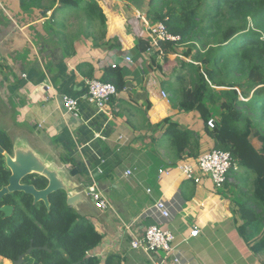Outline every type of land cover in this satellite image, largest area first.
<instances>
[{"label":"crops","instance_id":"crops-1","mask_svg":"<svg viewBox=\"0 0 264 264\" xmlns=\"http://www.w3.org/2000/svg\"><path fill=\"white\" fill-rule=\"evenodd\" d=\"M24 1L0 0V105L9 109L4 117L16 127L11 135L29 146L41 143L46 153L40 154L57 167L81 168L75 181L85 189L96 183L109 201L106 210L96 209L91 199L75 208L103 236L91 255L103 263L117 257L121 264H175V256L181 264H263L264 253L256 254L237 230L243 224L238 207L252 191V176L246 181L245 170L230 174L220 190L208 178L199 185L178 178L176 170L159 182L162 169L182 162L173 166L167 137L155 135L151 125L180 117L182 125L202 136V152L213 142L201 115L172 106L168 84L175 77L159 69L163 59L153 56L156 51L137 49L140 39L150 41L137 8L129 0H97L107 32L105 41L95 42L98 21L92 27L86 20L76 26L73 21L83 11L52 0ZM111 66L120 67L129 84L101 111L87 97L86 80L101 78ZM65 95L79 101V117L67 114ZM160 199L170 210L169 220L152 211ZM153 225L175 234L172 258L163 261V252L151 258L132 248ZM194 228L200 231L196 237L191 236Z\"/></svg>","mask_w":264,"mask_h":264},{"label":"trees","instance_id":"trees-1","mask_svg":"<svg viewBox=\"0 0 264 264\" xmlns=\"http://www.w3.org/2000/svg\"><path fill=\"white\" fill-rule=\"evenodd\" d=\"M145 1L149 22L164 23L172 35L181 37L177 44L162 42L163 54L159 50L153 55L163 59L159 69L164 74L170 56H176L178 71L187 70L186 74L177 73L176 83L168 84L172 106L182 113L200 112L203 129L213 142L207 151L231 153L238 167L246 171L245 180L252 176V191L237 210L243 221L237 230L256 254L264 253V0ZM52 2L83 11L89 26L98 21L99 37L95 33L92 36L95 42L105 41L107 20L97 0ZM150 45L142 38L137 49L147 52ZM180 46L188 48L180 51ZM178 54L193 57L198 65L182 61ZM98 80L114 84L118 92L129 84L118 66L106 67ZM213 109L219 116L211 129L208 122ZM151 128L155 135L162 133L169 139V149L176 159L173 166L197 161L205 152L200 133L172 118ZM0 146L12 151V140L2 128ZM64 161L75 165L71 159ZM9 176L0 155V190L8 184ZM24 183L37 189L48 185L39 176H29ZM18 195L14 216L0 221V259L16 261L25 256V262L44 264H121L117 257L103 263L91 255L103 236L90 220L67 205L63 191L50 196V211L43 203L34 204L31 196ZM31 247L34 249L27 255Z\"/></svg>","mask_w":264,"mask_h":264},{"label":"built area","instance_id":"built-area-1","mask_svg":"<svg viewBox=\"0 0 264 264\" xmlns=\"http://www.w3.org/2000/svg\"><path fill=\"white\" fill-rule=\"evenodd\" d=\"M139 18L144 22L145 34L150 39V47L147 52L159 51L161 52L162 42L178 43L181 40L180 36L172 35L164 23L152 24L147 18L139 14ZM161 54H163L161 52ZM131 62V59H127ZM86 92L88 99L96 105L99 110H104L111 103L112 99L118 95L117 87L112 83H104L98 79L86 80ZM164 98H168L169 95L165 92H161ZM57 98L56 94L53 95ZM62 104L67 114H73L75 117H79V101L75 98L67 95L63 96ZM215 119H211L208 122V126L211 129L215 128ZM238 165L233 159L231 153L218 149H212L206 153H203L197 161H187L180 163L175 168L162 169L159 174V182L165 176H169L173 171L178 172V178L184 180L193 181L196 184H201L204 178H208L216 189L220 190L224 188L230 172L238 170ZM101 173L102 171L99 170ZM132 171H128L126 176H130ZM86 192L90 199L93 201L95 207L99 210H106L110 207L109 201L105 198L104 194L99 189L96 183L86 186ZM156 216L160 219L169 220L171 218L170 210L165 200H158L152 210ZM199 229L194 228L191 233L192 237L199 235ZM176 236L168 229L162 228L159 225H153L147 228L145 235L142 239H135L132 243V248L141 250L149 257L153 258L154 253L163 252L165 257L163 261L172 258L175 251ZM154 260V259H153ZM173 262L175 264H181L178 257L175 256Z\"/></svg>","mask_w":264,"mask_h":264},{"label":"water","instance_id":"water-1","mask_svg":"<svg viewBox=\"0 0 264 264\" xmlns=\"http://www.w3.org/2000/svg\"><path fill=\"white\" fill-rule=\"evenodd\" d=\"M1 122L0 115V129H3ZM11 140L12 155L0 146V154L5 158L6 167L11 173L7 186L0 190V201L5 196L22 193L31 196L34 204L43 203L48 211L51 210L50 196L59 191L66 194L67 205L74 209L78 204L90 201L84 185L75 181L79 174L83 173L81 168L57 167L46 157L36 152L25 140L17 137ZM29 176L43 177L48 182L47 187L37 189L33 184L24 183ZM0 212L5 215V218H10L13 216L14 207H2ZM32 251L33 247L29 249L27 255H30ZM24 258L25 256H21L15 264H22Z\"/></svg>","mask_w":264,"mask_h":264},{"label":"rangeland","instance_id":"rangeland-1","mask_svg":"<svg viewBox=\"0 0 264 264\" xmlns=\"http://www.w3.org/2000/svg\"><path fill=\"white\" fill-rule=\"evenodd\" d=\"M99 1V0H98ZM131 2V5L133 6V7H136L137 8V11H138V14H137V17H138V19L139 20H141L140 18H139V14L140 15H142V16H144L145 18H147V11H148V6L146 5V1L145 0H139L138 2H135V1H130ZM85 13H81V15H76L75 14V17H74V23H75V26H76V23L77 22H79V23H81V21H84V20H86V18H85V15H84ZM141 22H142V24H143V27H144V30H147L146 29V27H145V24H144V22L141 20ZM142 26V25H141ZM88 27H92V26H88ZM96 29L97 30H99V28H100V24H97L96 26ZM72 28V27H71ZM86 29V28H85ZM76 29H74V31H75ZM77 31V30H76ZM187 48H188V46H180L179 47V49H180V51H186L187 50ZM181 53V52H180ZM194 53H196V50H194ZM179 56V59H181L182 61H186L187 63H193V64H195V65H198V63L197 62H195V60L193 59V57H185L183 54H178ZM175 57L176 56H170L169 57V59H170V62H168V63H165L164 64V69H165V72L166 73H170L171 75H172V78L173 77H175V78H173L172 79V82L173 83H176L175 81H177V73H180V74H186L187 73V70L185 69V70H183V71H178L177 70V66L179 65L178 63H176V61H175ZM176 68V70L174 71V70H172L173 68ZM223 89V88H222ZM213 117H212V119H218V116H219V111H216V110H214L213 109ZM0 114L2 115V127H3V129L8 133V135L10 134V137L12 138H15V136H16V134L15 135H11V134H14V133H16L17 131H16V127L13 125V123H12V121L10 120V116H7V117H4L6 114H10V111H9V109L7 108V107H5V106H1L0 105ZM199 115H201L200 114V112H195V114H194V116H199ZM177 121L178 122H180V123H182L183 121L182 120H180V117H178L177 118ZM203 124V123H202ZM13 127L15 128V131L13 130ZM17 134H19V135H23V136H25V134L24 133H17ZM19 135H17V136H19ZM27 139H28V137H27ZM29 140V139H28ZM168 141H169V139L168 138H164V142H165V144H166V146H168ZM29 142H30V140H29ZM256 142V141H255ZM209 144V143H208ZM257 144V143H256ZM31 146L37 151V152H41V153H43V154H45L46 152H44L45 150H43V146H42V144L41 143H31ZM211 148V145L210 146H208L207 148H205L204 147V153H206V152H208L207 150H209ZM233 173V171L232 172H230V174H232ZM229 181V180H228ZM0 261H1V264H9L8 262H6V259H0Z\"/></svg>","mask_w":264,"mask_h":264},{"label":"flooded vegetation","instance_id":"flooded-vegetation-1","mask_svg":"<svg viewBox=\"0 0 264 264\" xmlns=\"http://www.w3.org/2000/svg\"><path fill=\"white\" fill-rule=\"evenodd\" d=\"M7 151V150H6ZM8 153H10L11 155H12V151H7ZM1 155V154H0ZM3 159H4V166H5V169H7L8 170V168L6 167V163H5V158L3 157ZM9 171V170H8ZM9 173H10V171H9ZM11 174V173H10ZM10 177V176H9ZM9 181V180H8ZM7 186V185H6ZM19 193H16V194H11V195H9V196H5V197H3L2 198V200L0 201V209L2 208V207H5V206H13L14 207V213H15V208H16V204L15 205H13L14 204V201H15V197H17V196H20V195H18ZM14 213H13V216H14ZM13 216H11L10 218H12ZM5 219H7V218H5V215L2 213V212H0V221H4ZM34 249V248H33ZM44 249H46V248H44ZM47 250V249H46ZM25 259V258H24ZM1 260H2V258H1ZM17 261V260H16ZM16 261H10V260H6V262H8L9 264H15V262ZM0 264H1V261H0ZM22 264H44V263H38V262H25V260H24V262L22 263Z\"/></svg>","mask_w":264,"mask_h":264},{"label":"clouds","instance_id":"clouds-1","mask_svg":"<svg viewBox=\"0 0 264 264\" xmlns=\"http://www.w3.org/2000/svg\"><path fill=\"white\" fill-rule=\"evenodd\" d=\"M237 171V170H236Z\"/></svg>","mask_w":264,"mask_h":264}]
</instances>
